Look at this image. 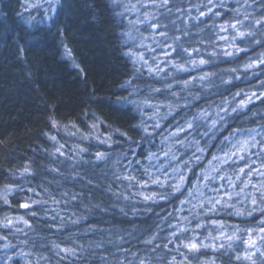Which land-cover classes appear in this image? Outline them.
Listing matches in <instances>:
<instances>
[{"label": "trees", "instance_id": "16d2710c", "mask_svg": "<svg viewBox=\"0 0 264 264\" xmlns=\"http://www.w3.org/2000/svg\"><path fill=\"white\" fill-rule=\"evenodd\" d=\"M261 59L264 0H0V264H264Z\"/></svg>", "mask_w": 264, "mask_h": 264}, {"label": "bare ground", "instance_id": "6f19581e", "mask_svg": "<svg viewBox=\"0 0 264 264\" xmlns=\"http://www.w3.org/2000/svg\"><path fill=\"white\" fill-rule=\"evenodd\" d=\"M131 35L132 34H130V31H129L126 37H130ZM186 88L187 87H185V89ZM187 112L188 114H190L189 109L187 110ZM93 125H96V127H93ZM87 134L89 137L100 136L101 139L107 138V134L105 133V130L101 127L100 121L98 119H93L86 128H81V127H77L76 129H73L70 127L63 128L62 130L59 131V134L56 136V138L58 140L61 138L59 140V145L62 148L71 147V146L77 147L78 144H81L79 142H82L83 145L85 144V140L87 139L85 138L84 135H87ZM0 246H1V242H0ZM0 252L2 253L0 255V260L2 258H6V259L10 258L8 253H4V250H2V247H0Z\"/></svg>", "mask_w": 264, "mask_h": 264}, {"label": "snow or ice", "instance_id": "6c2138e0", "mask_svg": "<svg viewBox=\"0 0 264 264\" xmlns=\"http://www.w3.org/2000/svg\"><path fill=\"white\" fill-rule=\"evenodd\" d=\"M164 2L167 3V0H164ZM202 15H203V13H202ZM257 23H259V22H257ZM153 27H157V26H156V25H153ZM160 35L163 36V35H165V33H161ZM238 35L242 37V36L245 35V33L240 32V33H238ZM177 39H178V38H177ZM173 51H175V49H173ZM236 51L239 52V51H244V50L237 48ZM227 54H228V55H231L232 53H227ZM165 55H168V53H166ZM193 63L195 64V62H193ZM200 63L203 64V63H206V61L201 60ZM260 63H264V59H261V60H260ZM252 66H253V65L250 64V65H248L247 67H252ZM180 70H186V69H184L183 66H180ZM186 83H187V82H186ZM243 105H244V102H241V106H243ZM93 127H96V125H93ZM188 127H191V124H189ZM53 139H54V138H53ZM245 143H247V142H245ZM97 158H98V159L103 158V154L98 153V154H97ZM25 171H28V170L25 169ZM242 171H243V169H241V172H242ZM176 190H179V189L177 188ZM150 198H151V197H146V199H150ZM5 202L7 203V200H5ZM33 203H36V201H33ZM252 203L255 204L256 201L253 200ZM21 207L28 208L29 205H28L27 203H25V204H22ZM253 210H255V209H253ZM236 214H237V215H242L243 213H241V212L238 211ZM248 215H251V212H249ZM8 223H11V221H9ZM214 223H215V222H214ZM261 232H264V228L261 229ZM250 233H251V230H250ZM229 239H231V237H229ZM248 244H249V246L251 247V246H253V245L255 244V241H251V240H250V241H248ZM185 247L188 248L190 251H196V250H198L200 247H214V245H207V244H201V245H198V244H196L195 242H192V243H190V244H186ZM236 259L239 260V259H241V257L237 256ZM244 259H249V260H250L251 257L248 256V255H245V256H244ZM253 264H254V262H253Z\"/></svg>", "mask_w": 264, "mask_h": 264}, {"label": "rangeland", "instance_id": "374dc122", "mask_svg": "<svg viewBox=\"0 0 264 264\" xmlns=\"http://www.w3.org/2000/svg\"><path fill=\"white\" fill-rule=\"evenodd\" d=\"M243 142H244V141H243ZM243 142H242V143H243ZM8 222H9V221H8ZM8 222H7L6 224H10V223H8Z\"/></svg>", "mask_w": 264, "mask_h": 264}]
</instances>
